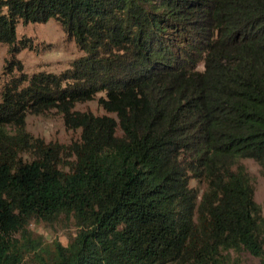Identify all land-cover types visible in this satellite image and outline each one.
<instances>
[{
	"label": "trees",
	"instance_id": "obj_1",
	"mask_svg": "<svg viewBox=\"0 0 264 264\" xmlns=\"http://www.w3.org/2000/svg\"><path fill=\"white\" fill-rule=\"evenodd\" d=\"M50 20L82 54L28 74ZM0 44V264H264V0H0ZM52 109L67 145L26 130Z\"/></svg>",
	"mask_w": 264,
	"mask_h": 264
},
{
	"label": "rangeland",
	"instance_id": "obj_2",
	"mask_svg": "<svg viewBox=\"0 0 264 264\" xmlns=\"http://www.w3.org/2000/svg\"><path fill=\"white\" fill-rule=\"evenodd\" d=\"M16 32L18 36L22 34L32 38L34 47L37 44L34 50H23L17 55L24 66V71L28 74L40 70L58 73L68 67L72 58L82 54L72 41L64 37L61 29L51 20L46 23L19 25ZM7 52V47L0 44V86L6 79L2 71L8 57ZM101 95L103 93H98L96 98ZM74 109L89 110L94 114L105 113L96 99L78 102ZM8 130L12 131V127H8ZM26 130L34 136L41 137L45 142H58L66 145L75 140L79 134V130L73 131L65 127L63 119L56 109L42 115L28 113ZM23 157L27 158L28 155L24 154ZM244 163L255 179L254 199L261 206L264 215V177L261 175L256 162L249 159L245 160ZM29 228L42 235L47 241L56 239L63 244H66L69 235L75 232L70 221H61L51 226L32 221ZM235 264H259V260L249 254H242Z\"/></svg>",
	"mask_w": 264,
	"mask_h": 264
},
{
	"label": "clouds",
	"instance_id": "obj_3",
	"mask_svg": "<svg viewBox=\"0 0 264 264\" xmlns=\"http://www.w3.org/2000/svg\"><path fill=\"white\" fill-rule=\"evenodd\" d=\"M76 57H77V56H76ZM74 58H75V57H74ZM72 59H73V58H72ZM72 59H71V60H72ZM69 62H70V61H69ZM64 70H65V69H64ZM40 71H41V70H40ZM62 71H63V70H62ZM36 72H37V71H36ZM45 72H47V71H45ZM60 72H61V71H60ZM58 73H59V72H58ZM96 99H97V98H96Z\"/></svg>",
	"mask_w": 264,
	"mask_h": 264
}]
</instances>
